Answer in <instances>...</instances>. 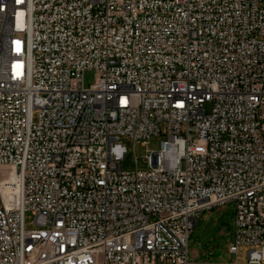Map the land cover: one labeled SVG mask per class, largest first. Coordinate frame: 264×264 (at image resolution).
Here are the masks:
<instances>
[{
	"label": "built area",
	"instance_id": "2783aa9c",
	"mask_svg": "<svg viewBox=\"0 0 264 264\" xmlns=\"http://www.w3.org/2000/svg\"><path fill=\"white\" fill-rule=\"evenodd\" d=\"M228 202L264 264V0H0V264H193Z\"/></svg>",
	"mask_w": 264,
	"mask_h": 264
},
{
	"label": "rangeland",
	"instance_id": "374dc122",
	"mask_svg": "<svg viewBox=\"0 0 264 264\" xmlns=\"http://www.w3.org/2000/svg\"><path fill=\"white\" fill-rule=\"evenodd\" d=\"M95 70L85 69L82 72V85L87 88L94 83ZM209 105H205L208 110ZM163 135H155L148 138L143 145L140 142L133 143L126 136H117L116 140L125 147V153L120 160L122 171L148 170L149 164L144 161L145 156L152 150L159 148ZM33 215L29 211L24 213V225L26 229L34 227ZM234 235V203L228 202L221 206L208 209L197 219L191 231L187 247L192 256L193 264H232L235 255L228 253L227 248L233 240ZM247 246L238 247L237 262L246 260Z\"/></svg>",
	"mask_w": 264,
	"mask_h": 264
}]
</instances>
